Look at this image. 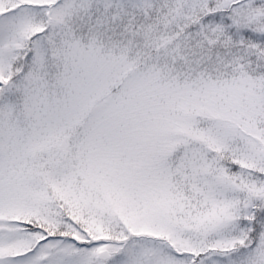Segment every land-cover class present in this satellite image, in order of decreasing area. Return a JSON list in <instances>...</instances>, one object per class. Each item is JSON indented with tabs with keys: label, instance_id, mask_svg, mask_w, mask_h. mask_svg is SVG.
<instances>
[{
	"label": "snow or ice",
	"instance_id": "snow-or-ice-1",
	"mask_svg": "<svg viewBox=\"0 0 264 264\" xmlns=\"http://www.w3.org/2000/svg\"><path fill=\"white\" fill-rule=\"evenodd\" d=\"M0 264H264V0H0Z\"/></svg>",
	"mask_w": 264,
	"mask_h": 264
}]
</instances>
